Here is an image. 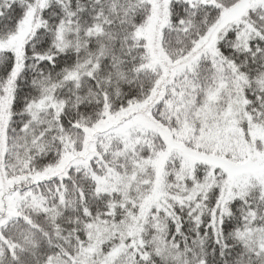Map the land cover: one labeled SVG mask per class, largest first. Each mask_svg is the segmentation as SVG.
<instances>
[{
  "label": "snow or ice",
  "instance_id": "snow-or-ice-1",
  "mask_svg": "<svg viewBox=\"0 0 264 264\" xmlns=\"http://www.w3.org/2000/svg\"><path fill=\"white\" fill-rule=\"evenodd\" d=\"M0 264H264V0H0Z\"/></svg>",
  "mask_w": 264,
  "mask_h": 264
}]
</instances>
